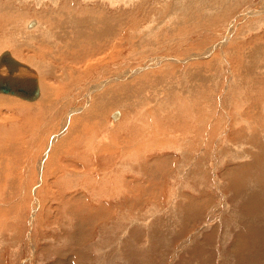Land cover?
I'll return each instance as SVG.
<instances>
[{
    "label": "rangeland",
    "instance_id": "rangeland-1",
    "mask_svg": "<svg viewBox=\"0 0 264 264\" xmlns=\"http://www.w3.org/2000/svg\"><path fill=\"white\" fill-rule=\"evenodd\" d=\"M54 3L0 0L15 10L0 21L18 16L13 33L0 27V45L15 42L0 54L39 70L42 87L33 103L0 95V264H264V0H66L63 18ZM39 20L47 37L29 38ZM148 22L160 25L145 43ZM82 33L106 45L92 51ZM124 71L137 74L100 102L92 142L97 120H77L86 88Z\"/></svg>",
    "mask_w": 264,
    "mask_h": 264
},
{
    "label": "bare ground",
    "instance_id": "bare-ground-1",
    "mask_svg": "<svg viewBox=\"0 0 264 264\" xmlns=\"http://www.w3.org/2000/svg\"><path fill=\"white\" fill-rule=\"evenodd\" d=\"M16 2H18L19 4H21L24 0H15ZM55 3H54V6H59V10H56V13H60L64 8H65V6H66V0H53ZM79 1V0H78ZM84 1H86V2H92V1H98V0H84ZM99 1H103V2H107V3H109V4H112V6H115L116 4H118V3H124V4H126L127 2H128V0L127 1H125V0H99ZM61 2H63V3H61ZM78 4H79V2H78ZM92 5H94V4H92ZM47 7V6H46ZM87 7H88V5H87ZM44 8V7H43ZM85 10V9H84ZM0 11L2 12V11H4V13H5V15L7 16L8 15V13H12V11H15L13 8H11V7H1L0 6ZM8 11V12H7ZM65 11V10H64ZM18 12V11H17ZM111 12V11H110ZM56 13H55V9L54 10H52V11H49L48 13H47V11H45V13H43L44 15H47V14H50V16L52 17H47L45 20V22L46 23H48V24H50V25H53V23H52V21L54 20V17H58L57 15H56ZM12 16V15H11ZM61 18H63L64 16H65V13L62 11V13H61ZM18 16H15V18L14 19H11V18H9V19H7V17H6V20L7 21H0V27H2V28H6V27H8V29H11V32L13 33V28L11 27V25L13 24L12 22H14L16 19H18L17 18ZM43 17V16H42ZM71 17H72V15H71ZM58 18H60V17H58ZM76 18V17H75ZM74 19V18H73ZM23 20V19H22ZM33 20H35V19H33ZM75 20V19H74ZM152 20V19H151ZM61 21V20H60ZM34 22V21H33ZM32 22V23H33ZM36 22H37V20H36ZM72 22H75V21H72ZM98 22V21H97ZM153 22V21H152ZM17 23H20L21 25H22V27H23V22H17ZM16 23V24H17ZM31 23V24H32ZM45 23V24H46ZM71 23V22H70ZM15 24V25H16ZM28 22H27V24L26 23H24V27H23V29L25 28V29H27V30H29V27H28ZM30 24V25H31ZM44 24V25H45ZM77 25H84L83 23H81V21H79L78 20V22H77ZM144 25V24H143ZM159 23L158 24H154V25H151L149 22H148V26H146L145 27V29L143 30V40H144V42L145 43H147V42H150L151 41V37H153L154 36V34H155V31L159 28ZM35 26V25H34ZM74 26V25H73ZM56 27V26H55ZM54 27V28H55ZM41 28H44V27H42V22L39 20L38 21V23H37V26H36V28L35 29H33V30H29V33H28V37L29 38H31V37H33V36H36L35 34L38 32V34L40 33V35L41 36H43V37H47V35H46V33H47V31H44V30H42V31H39ZM46 30V29H45ZM44 31V32H43ZM9 33V32H8ZM101 33V31H99V34ZM103 33H104V36H109V38H110V31H109V28L106 26L105 28H104V30H103ZM118 34H117V37H119L120 35H121V32H117ZM0 35H2L1 34V32H0ZM116 35V34H115ZM156 35V34H155ZM24 36V35H23ZM3 38H5L4 39V41L2 42V44L0 45V47L1 46H3V45H5L6 47H8V43H10V42H12L14 45H15V42H14V37L12 36V35H8L7 36V34H4V36H2ZM51 37H53L54 38V35H51ZM80 37H82L83 38V42L84 43H86V44H93L94 46L92 47V51H96V48H98V47H102V46H105L106 45V42H103V44H102V46H99L98 44L99 43H101L102 42V39H100L98 36H96L95 34H90V33H82V34H80ZM79 38V37H78ZM78 38H76V39H72V41H68V43H67V45L66 46H68V48H70V47H76L77 45H78V42H76L77 40H78ZM85 40V41H84ZM113 40H114V38H113ZM43 42L44 43H47V44H49V45H52V43L53 42H50V39L48 38V39H45V40H43ZM55 43V42H54ZM107 44L108 45H111L112 47H114L115 46V43L114 42H112V40L111 39H108V42H107ZM53 46V45H52ZM79 46V45H78ZM216 46H218V45H216ZM55 48V47H54ZM111 48V47H110ZM213 48L214 49H216V48H218V47H212V50H213ZM139 51V50H138ZM210 51V50H209ZM4 52H9V51H3L1 54H0V56L4 53ZM10 54H11V56L12 57H14L17 61H19V62H21V63H23V64H25V65H27L28 67H30L31 69H33L35 72H36V75H37V79H38V87H39V96H38V98L36 99V100H34V101H31V102H28V101H25V100H22V99H20V98H17V97H14V96H11V95H5V94H0V95H5V96H10V97H14V98H17V99H19V100H21V101H24V102H27V103H33V102H36L39 98H41V92H42V87H41V83H40V81H39V72H37V71H39V70H37L35 67H33V66H31L30 64H27V63H25V62H23V61H21V60H19L18 58H16V56H14V54L12 53V52H9ZM200 55H198L197 57H199ZM201 56H204V57H207V55L206 54H202ZM196 57V55L195 56H192V57H190V58H187V59H189V60H192V58H195ZM86 58H88V56L86 57ZM167 58V57H166ZM82 59V58H81ZM160 59V58H159ZM162 59H164V58H162ZM157 60V59H156ZM153 61V60H152ZM169 61H172V58H169ZM173 61L174 62H176V63H179V61H177V60H175V58L173 59ZM188 61V60H187ZM107 63V62H106ZM152 63V62H151ZM49 64V63H48ZM105 65V64H104ZM103 65V66H104ZM43 67L44 66H42L41 67V69H43ZM114 67V66H113ZM150 67V64H148V65H145V66H143L142 68H137L138 70H140V72H141V69H143V70H145V69H147V68H149ZM40 68V67H39ZM37 71H36V70ZM90 69H92V68H90ZM90 69L88 68V67H83V72H82V75L83 76H86L87 74H88V72L90 71ZM103 69V68H102ZM183 69H184V67H183ZM103 71V70H102ZM105 71V70H104ZM122 72V71H121ZM189 72V71H188ZM187 72V73H188ZM50 74V73H49ZM74 74H76V80H75V82L77 81V80H79L80 82H83V81H85V80H83L85 77H83L82 75H80L81 73H80V71L79 72H74ZM137 74V72H135V71H124V73H121V74H119V75H117V76H115L114 75V77H112V78H108V79H100V80H98L95 84H93L92 85V83H90V84H88V86H87V88H86V91H85V95L87 94L88 96H90L89 98H90V103H89V108H88V113H86V114H84V115H82V117L81 118H79V119H77L78 120V122H80V121H83V122H85V123H88V124H91L90 123V121H93V120H91L92 118H94V119H96L97 121H96V124H95V126H93L92 128L94 129V132H96V133H92V134H90V136H93V138H92V142H94V140L95 139H97V133H98V129H99V127L101 128V124H102V122H103V116H102V114H104L107 110H105V111H103L102 109H103V105H101L100 104V102L101 101H104V100H109V103L108 104H106V106L107 105H111V106H113L114 105V101H115V98H116V94H115V91L112 89V84L113 83H115L116 81H120V80H127V78H130V77H133V76H135ZM41 75V74H40ZM194 76V73H188V74H186V76H187V78L190 80V76ZM101 76H103V75H101ZM184 79V78H183ZM97 80V79H96ZM92 81H94V80H92ZM140 81H142V78L140 79ZM69 82L70 83H73V82H71L70 80H69ZM188 82V81H187ZM83 85V84H82ZM86 85V84H85ZM180 85V84H179ZM80 86H81V84H80ZM102 86H106V87H104L105 89H103L102 91H100V92H98L99 90H100V88H102ZM114 86V85H113ZM124 87H125V89H129V87H131V84H129V81H127V83L124 85ZM83 88V87H82ZM192 86H190V89H188L189 90V92H187V94L188 93H191L192 94ZM124 89V88H123ZM134 89V88H133ZM130 90V89H129ZM196 90V89H195ZM87 92V93H86ZM91 94V95H90ZM93 94V95H92ZM50 96H52V95H50ZM47 97V96H46ZM49 97V96H48ZM48 97H47V99L45 100V98L44 97H42V99H41V103L39 102V104L41 105V107H49L50 106V103H48L49 101H51V100H48ZM43 99H44V101H43ZM51 99V98H50ZM10 100H12V99H10ZM65 100V99H64ZM14 102H18V101H14ZM88 102V101H87ZM162 102V101H161ZM124 103V102H123ZM127 104V103H126ZM24 104L22 103V105H18V106H21V107H24L23 106ZM123 105V104H122ZM133 105V104H132ZM87 107V106H86ZM81 108V107H80ZM130 108V107H129ZM77 111V109L76 110H73V111H71L73 114H74V112L75 113H77L76 112ZM172 113L173 112H169L168 114H167V116L168 115H172ZM175 114H177V112L176 113H174V115ZM120 115V113L119 112H115L114 114H112L111 115V118H112V120H114V121H116V120H118V117H120L119 116ZM77 118V117H76ZM74 119V118H73ZM63 120V119H62ZM65 121V120H64ZM69 121V120H68ZM72 124H76V123H72ZM77 125H81L80 123H78ZM76 125V126H77ZM82 126V125H81ZM91 126V125H90ZM126 126H128V124H127V122H126V119H124V121H122L121 123H119L118 125H116L115 126V128L116 127H118V129H119V127L120 128H125ZM72 129V128H71ZM118 129H117V131H118ZM87 130H90V129H87ZM114 130V129H113ZM63 131V130H62ZM61 131V133H60V135L63 133ZM116 131V132H117ZM9 132H13V130H11V131H9ZM12 134H15V133H12ZM130 135V134H129ZM6 137V136H5ZM108 137H111V133H109V135H108ZM6 138H8V137H6ZM58 138V137H57ZM65 138H67V139H71V135H66V137ZM67 139H65V141H67ZM98 139H100L101 141H104L105 139H106V141L105 142H107V137L104 135L103 137H100V138H98ZM53 140H56V138H54ZM90 140V139H89ZM54 143V142H53ZM105 146H101V149L102 150H104V151H107L108 149H105L104 148ZM87 150H91V149H88V148H86ZM2 152V157L0 158V173H3V171H4V167H3V161L5 160V161H7L8 160V155H7V153H5L4 154V152L3 151H1ZM43 163L40 161L39 162V165L37 166L38 167V172L39 173H41L42 172V169H43V165H42ZM42 175V174H41ZM4 177H6V175H4L3 174V176H2V178H4ZM2 178L0 179V187L1 186H3V184H4V182H7L8 181V179H3L2 180ZM2 180V181H1ZM11 180V179H10ZM108 184V183H107ZM7 186H10V185H7ZM3 187H5V186H3Z\"/></svg>",
    "mask_w": 264,
    "mask_h": 264
},
{
    "label": "water",
    "instance_id": "water-1",
    "mask_svg": "<svg viewBox=\"0 0 264 264\" xmlns=\"http://www.w3.org/2000/svg\"><path fill=\"white\" fill-rule=\"evenodd\" d=\"M0 94L28 102L36 100L39 96L36 72L17 61L9 52L0 56Z\"/></svg>",
    "mask_w": 264,
    "mask_h": 264
}]
</instances>
